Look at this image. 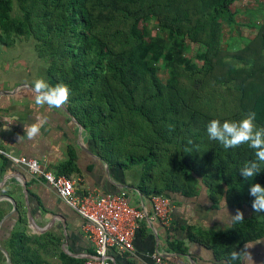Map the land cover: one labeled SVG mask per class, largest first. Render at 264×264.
<instances>
[{
	"label": "trees",
	"instance_id": "1",
	"mask_svg": "<svg viewBox=\"0 0 264 264\" xmlns=\"http://www.w3.org/2000/svg\"><path fill=\"white\" fill-rule=\"evenodd\" d=\"M238 1L0 0V46L33 41L47 81L70 86L65 105L102 161L139 167L133 186L143 197H194L202 185L213 205L223 200L254 212L249 189L264 186V165L251 180L240 169L256 160V150L226 149L206 131L212 119L239 121L249 112L264 127V17L254 38L228 44L224 29L236 25ZM191 45L198 47L193 55ZM6 205L0 202V222ZM17 213L0 242L10 264H50L53 257L81 264L58 253V238L28 234L26 216ZM263 236L264 212L226 232L188 230L228 264H240L230 254Z\"/></svg>",
	"mask_w": 264,
	"mask_h": 264
},
{
	"label": "crops",
	"instance_id": "2",
	"mask_svg": "<svg viewBox=\"0 0 264 264\" xmlns=\"http://www.w3.org/2000/svg\"><path fill=\"white\" fill-rule=\"evenodd\" d=\"M22 66L29 69L25 64ZM14 67L13 71L9 65L4 68L0 59V148L15 156L35 159L42 168L56 176L65 169L69 178L77 181L74 187L77 197L88 192L113 195L125 191L129 204L144 214L133 238V251L122 254L116 250L108 251L114 264H153L156 253L169 264H228L223 257L216 256L213 249L190 240L188 230L226 232L233 227L235 221L230 216H234L237 210L243 213V218L256 216L255 211L246 206L230 208L225 202L226 213L224 201L217 205L210 203L207 190L201 185L194 197L169 196L172 203L169 225L154 221L148 198L133 186L136 174L102 161L94 142L75 123L76 119L66 105L52 109L37 106L32 87L35 79L30 73H21L19 64ZM33 123L42 127L36 137L29 139L27 128ZM2 197H10L16 204L15 212L0 228L3 240L16 227L19 208L27 218V233L58 238L61 256L82 263L94 254L90 234L84 230L85 221L79 214L43 180L0 157V202H4L5 207L6 203L10 204L7 215L13 206ZM175 244H181L185 252H179L176 246H172ZM245 248L253 264H264V236L243 244L240 250ZM49 262L62 264L58 257L49 259Z\"/></svg>",
	"mask_w": 264,
	"mask_h": 264
},
{
	"label": "built area",
	"instance_id": "3",
	"mask_svg": "<svg viewBox=\"0 0 264 264\" xmlns=\"http://www.w3.org/2000/svg\"><path fill=\"white\" fill-rule=\"evenodd\" d=\"M0 157L24 167L32 177L47 183L60 199L85 221L84 230L90 234L94 254L81 264H114L108 256L109 250H116L120 254L133 251V238L144 214L129 204L125 191L113 195L88 192L82 197H77L74 194L76 180L64 175L56 176L42 168L37 160L15 156L2 148ZM148 200L152 207L153 220L164 226L169 225L172 204L170 198L153 195ZM153 264L169 263L162 255L156 253L153 256Z\"/></svg>",
	"mask_w": 264,
	"mask_h": 264
},
{
	"label": "clouds",
	"instance_id": "4",
	"mask_svg": "<svg viewBox=\"0 0 264 264\" xmlns=\"http://www.w3.org/2000/svg\"><path fill=\"white\" fill-rule=\"evenodd\" d=\"M32 87L35 93V104L41 107L47 106L49 109L61 108L68 102L71 95V88L68 84L60 82L53 85L44 78L35 79ZM255 120L256 113L249 112L239 121L225 120L221 122L219 119H212L206 127L209 139L218 141L226 149L248 144L250 148L256 150V160L245 162L240 169V175L245 180H251L260 173L261 166L264 165V127L257 128ZM41 127L42 125L39 123L30 125L27 128V137L29 139L36 137L40 133ZM249 194L254 197L252 209L256 213L264 212V186L259 183L252 184ZM224 210L227 213L225 201ZM230 217L233 221H241L243 213L237 210L236 214ZM230 259L240 261L241 264H253L252 257L246 248L239 251L234 250L230 254Z\"/></svg>",
	"mask_w": 264,
	"mask_h": 264
},
{
	"label": "rangeland",
	"instance_id": "5",
	"mask_svg": "<svg viewBox=\"0 0 264 264\" xmlns=\"http://www.w3.org/2000/svg\"><path fill=\"white\" fill-rule=\"evenodd\" d=\"M233 9L237 11L236 25L231 31L227 28L224 29V39L228 40V44L242 47L247 39H252L257 34V26L264 17V0H239L235 3ZM197 49L196 45H191V55ZM0 59L4 68L9 65L10 71H13V67L19 64L18 70L21 73H30L33 79H48L45 73L46 63L37 57L31 39L21 38L10 47L0 46ZM22 64H25L29 69H24ZM25 70L26 72H24ZM138 168L135 166L130 169L132 174H136L134 176L136 180L139 173ZM254 214L257 216L259 213L255 212ZM2 237L0 235V242L3 240Z\"/></svg>",
	"mask_w": 264,
	"mask_h": 264
},
{
	"label": "water",
	"instance_id": "6",
	"mask_svg": "<svg viewBox=\"0 0 264 264\" xmlns=\"http://www.w3.org/2000/svg\"><path fill=\"white\" fill-rule=\"evenodd\" d=\"M75 123L78 124V122H76V121H75ZM2 198H3V199H6V200H9V201L11 202L13 208H12V210H11L10 213H8L7 215H5V216L2 218V220H1V222H0V228H1L2 224L4 223V221H5V220H6L11 214H13V213L15 212V209H16V204L14 203V201H13L10 197H9V198H8V197H2ZM0 251L2 252V254L4 255V257H5V259H6V264H10L8 254H7V252L1 247V245H0Z\"/></svg>",
	"mask_w": 264,
	"mask_h": 264
}]
</instances>
